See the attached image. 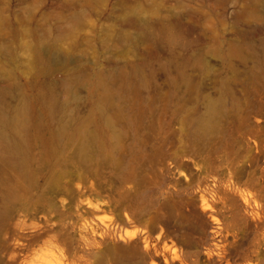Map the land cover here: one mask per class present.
Instances as JSON below:
<instances>
[{"label": "rangeland", "instance_id": "obj_1", "mask_svg": "<svg viewBox=\"0 0 264 264\" xmlns=\"http://www.w3.org/2000/svg\"><path fill=\"white\" fill-rule=\"evenodd\" d=\"M0 264H264V0H0Z\"/></svg>", "mask_w": 264, "mask_h": 264}]
</instances>
